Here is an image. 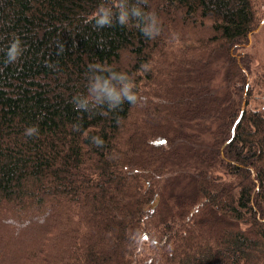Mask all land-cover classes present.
Returning <instances> with one entry per match:
<instances>
[{
    "label": "trees",
    "instance_id": "1",
    "mask_svg": "<svg viewBox=\"0 0 264 264\" xmlns=\"http://www.w3.org/2000/svg\"><path fill=\"white\" fill-rule=\"evenodd\" d=\"M103 2L0 0V264H264L253 0H147L155 39L86 24ZM90 63L142 101L74 110Z\"/></svg>",
    "mask_w": 264,
    "mask_h": 264
},
{
    "label": "clouds",
    "instance_id": "2",
    "mask_svg": "<svg viewBox=\"0 0 264 264\" xmlns=\"http://www.w3.org/2000/svg\"><path fill=\"white\" fill-rule=\"evenodd\" d=\"M147 0H104L99 4L92 16L85 19V23L94 21L96 29L110 27L113 23L127 26L135 21V26L142 35L148 39H155L161 32V22L154 11H145L143 5ZM21 40L15 37L6 51L5 63H14L22 54ZM151 66L142 65V70L150 71ZM87 94L77 95L72 98L71 103L74 110L79 112H90L97 108H106L107 111L100 114L107 115L108 111H115L127 102L136 105L142 101V97L136 90V85L128 73L105 68L100 63L88 65ZM37 126H29L25 129L27 136L37 135Z\"/></svg>",
    "mask_w": 264,
    "mask_h": 264
},
{
    "label": "rangeland",
    "instance_id": "3",
    "mask_svg": "<svg viewBox=\"0 0 264 264\" xmlns=\"http://www.w3.org/2000/svg\"><path fill=\"white\" fill-rule=\"evenodd\" d=\"M253 2L256 7V26L258 30L254 31L251 35L247 52H249L253 58L252 64H254L258 70H261V68H264V0H253ZM251 77L252 76H249V78ZM253 97L260 102L258 105L259 107L264 104V92L253 94ZM254 104L255 102H249V107Z\"/></svg>",
    "mask_w": 264,
    "mask_h": 264
},
{
    "label": "water",
    "instance_id": "4",
    "mask_svg": "<svg viewBox=\"0 0 264 264\" xmlns=\"http://www.w3.org/2000/svg\"><path fill=\"white\" fill-rule=\"evenodd\" d=\"M257 30V29H256Z\"/></svg>",
    "mask_w": 264,
    "mask_h": 264
}]
</instances>
